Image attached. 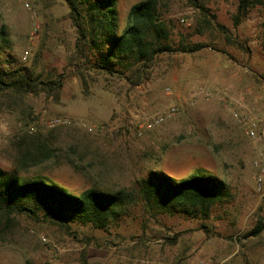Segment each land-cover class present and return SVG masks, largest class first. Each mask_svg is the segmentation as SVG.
Instances as JSON below:
<instances>
[{
	"label": "rangeland",
	"instance_id": "1",
	"mask_svg": "<svg viewBox=\"0 0 264 264\" xmlns=\"http://www.w3.org/2000/svg\"><path fill=\"white\" fill-rule=\"evenodd\" d=\"M139 1L116 0L119 34ZM193 1L157 0L174 51L160 54L143 82L132 86L87 69L82 80L70 62L78 35L65 0H0V29H6L0 69L20 68L37 80L65 75L54 90L0 93V167L14 171L17 142L38 135L57 155L21 178L41 177L75 195L89 188L131 194L104 229L72 223L66 231L25 215L5 227L0 215V264H264V230L250 235L264 223V183L255 179L257 151L264 147V0H256L238 26L235 0H198L208 9L204 33L196 32L204 15ZM223 28L248 49L230 43ZM199 43L205 45L200 50H181ZM206 80L225 92L222 98L191 99L190 89ZM229 95L244 98L245 112L261 118L260 140L248 137L234 117L238 106ZM173 107L163 122L147 126L152 115ZM54 116L71 123L47 128ZM197 170L226 182L225 198L208 218L161 212L141 198V180L152 171L181 181Z\"/></svg>",
	"mask_w": 264,
	"mask_h": 264
},
{
	"label": "trees",
	"instance_id": "2",
	"mask_svg": "<svg viewBox=\"0 0 264 264\" xmlns=\"http://www.w3.org/2000/svg\"><path fill=\"white\" fill-rule=\"evenodd\" d=\"M70 8L69 17L77 31L75 51L70 57L71 65L85 82V70L107 75H116L130 85H139L146 78L149 69L163 52L174 51L168 42L170 28L158 13L157 0H142L129 11V25L123 33L117 30L116 0H65ZM237 11L233 15L234 25L238 26L248 17L256 0H235ZM201 7L198 33H204L210 26L206 14L208 9ZM203 22V23H202ZM203 26V27H201ZM230 43L241 49H248L229 30L223 28ZM6 29H0V53ZM233 37V38H232ZM202 43L193 46L181 45V50L191 53L200 50ZM91 53L95 54L96 61ZM1 57V56H0ZM65 75L51 79H36L20 68L2 71L0 69V93L12 91L19 95L39 90L50 91L64 84ZM19 139L20 157L18 167L6 172L0 167V215L7 225H12L16 216L38 218L40 221L58 225L72 231V223L90 224L94 228H107L116 215L124 209L130 197L125 190L107 192L89 188L80 195L69 192L64 186L38 178H21V172L30 167L48 163L57 155L58 148L36 136ZM140 195L145 204L158 208L161 212H182L193 217L206 219L212 209L222 202L226 195V182L215 175L197 170L189 177L176 181L165 172L152 171L141 180ZM203 228L206 226L203 225ZM264 223L259 222L250 235H259ZM1 233V231H0ZM25 264H34L28 260Z\"/></svg>",
	"mask_w": 264,
	"mask_h": 264
},
{
	"label": "built area",
	"instance_id": "3",
	"mask_svg": "<svg viewBox=\"0 0 264 264\" xmlns=\"http://www.w3.org/2000/svg\"><path fill=\"white\" fill-rule=\"evenodd\" d=\"M26 5L28 6L29 3L27 2ZM184 22L185 20L182 19ZM29 56V51H25L23 55V59L26 60ZM170 88L167 90L169 91ZM213 86L210 84L208 80L203 81L200 84H197L193 86L190 89V98H198V97H210L212 95L218 96L222 98L223 93H225L223 90L220 88L216 87L214 90ZM229 99L231 100L232 103L237 104V108H234L232 110V113L234 117L245 126V131L248 137H250L253 140H260L261 138V128H260V123H261V118L252 115L250 112L246 113L244 108H247L245 104V100L242 97H235L229 95ZM264 99V98H263ZM229 101V100H228ZM248 109V108H247ZM176 111V107H173L169 110L167 113H156L155 115H152V117L146 122L148 127L158 125L161 122L164 121L165 117L170 113H174ZM71 123L70 120L59 117V116H54L46 120V127L47 128H55L60 125H69ZM78 125L82 128H85L89 131H93L92 126H88L87 123L85 122H79ZM141 127H144V124L140 125ZM140 127V128H141ZM257 158L255 160V166L257 168V174L255 176V179L258 183V185L261 187L262 184L264 183V147H260L257 151ZM142 264H150L148 260H143Z\"/></svg>",
	"mask_w": 264,
	"mask_h": 264
}]
</instances>
